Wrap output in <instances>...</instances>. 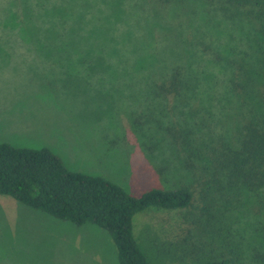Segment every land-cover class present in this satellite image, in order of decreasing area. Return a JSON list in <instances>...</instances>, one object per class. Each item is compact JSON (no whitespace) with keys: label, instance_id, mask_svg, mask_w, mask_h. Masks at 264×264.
Listing matches in <instances>:
<instances>
[{"label":"rangeland","instance_id":"rangeland-1","mask_svg":"<svg viewBox=\"0 0 264 264\" xmlns=\"http://www.w3.org/2000/svg\"><path fill=\"white\" fill-rule=\"evenodd\" d=\"M10 1L0 0V142L48 147L71 170L104 176L134 195L189 185L190 207H151L134 217L137 240L153 264H198L229 253L237 264H264L251 256L264 252L249 211L254 199L213 188L206 200V174L189 158L190 147L204 153L205 143L236 137L238 110L221 107L218 94L226 69L212 57L226 42L241 52L256 45L247 12L225 16L215 0H63L57 8L85 19L77 26L81 38L69 44L53 24L8 20ZM192 49L197 70L212 75V105L185 106V98L172 94L154 100L152 81L175 66L185 69ZM255 82L264 88L258 75ZM0 264L120 263L107 229L0 194Z\"/></svg>","mask_w":264,"mask_h":264},{"label":"trees","instance_id":"trees-1","mask_svg":"<svg viewBox=\"0 0 264 264\" xmlns=\"http://www.w3.org/2000/svg\"><path fill=\"white\" fill-rule=\"evenodd\" d=\"M62 1L11 0L12 11L8 20L18 19L23 26L53 24L59 27L60 32L56 31V34L62 43L70 44L74 39L81 38L82 31L77 26L84 25L85 19L75 18L69 10L57 8L64 5ZM215 1L219 2V8L225 16L234 11L247 12L255 25L256 45L251 43L248 52H241L240 48L237 51V47L236 50L231 49L226 42L223 45L225 51L213 50L212 60L225 68L224 72L227 73L220 83L222 90L218 92L223 98L224 106L221 107L233 106V109L239 112L238 125L235 127L236 137L230 141H219L215 145L207 142L204 153L200 148L197 152L189 146L193 154L189 158H193L202 166V176L206 174L204 185L209 187L206 192L203 188L205 198L214 188L225 196H237L244 192L254 199L252 204L256 207H249V211L256 214L259 222L258 232L262 237V240H259L264 247V88L258 87L255 82L257 75L264 82V72L260 71L264 70V0ZM60 2L62 3L57 5ZM148 3L152 1L148 0ZM128 33L132 35L131 31ZM118 40L126 44L125 38ZM209 49L210 47H206V50ZM194 53L192 49L185 69L175 66L167 75L152 81L148 91L154 100L157 96L172 94L177 98H185V106L209 103L212 105V75L197 70ZM140 67L146 69L143 63ZM216 93L217 91L213 92L214 95H217ZM193 166L195 165L190 167ZM0 194L12 196L26 205L77 225L94 223L107 229L116 245L120 264H153L135 235L134 217L137 213L151 207L188 208L192 205L194 197L187 184L170 189L152 188L141 195H134L104 176L71 170L48 147H20L9 142H0ZM225 204L220 209V215L224 213V208L229 207L230 202ZM206 208L209 210L208 206ZM214 216L215 214H212L209 219ZM260 217H263V220ZM226 238L225 242H229L230 232ZM228 255L230 253L202 260L198 264H237V260L240 262L239 258L236 260L232 254ZM251 256L254 262L259 260L264 263V252L257 255L253 253Z\"/></svg>","mask_w":264,"mask_h":264}]
</instances>
